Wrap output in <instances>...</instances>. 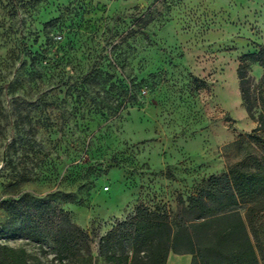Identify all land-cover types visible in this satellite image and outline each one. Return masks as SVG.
<instances>
[{"label": "rangeland", "instance_id": "rangeland-1", "mask_svg": "<svg viewBox=\"0 0 264 264\" xmlns=\"http://www.w3.org/2000/svg\"><path fill=\"white\" fill-rule=\"evenodd\" d=\"M263 43L264 0H0V203L50 199L90 244L59 262L49 243L0 241L32 264H116L99 239L136 206L172 217L262 147L264 67L247 69L250 113L237 67Z\"/></svg>", "mask_w": 264, "mask_h": 264}, {"label": "trees", "instance_id": "trees-1", "mask_svg": "<svg viewBox=\"0 0 264 264\" xmlns=\"http://www.w3.org/2000/svg\"><path fill=\"white\" fill-rule=\"evenodd\" d=\"M250 64L264 67V43L258 51L244 54L237 67L241 99L250 113L246 73ZM264 79V78H263ZM257 126L248 137L262 145L210 175L196 193L176 197L172 217L159 208L136 206L133 214L118 221L100 237L98 255L107 263L165 264L170 252L190 254V264H260L253 241L264 235V99ZM8 213L0 223V239L21 234L37 243H49L59 262L89 252V235L74 225L68 213L52 200L24 197L4 200ZM252 236V238H251ZM130 244V254L117 250ZM0 264H32L26 250L0 241Z\"/></svg>", "mask_w": 264, "mask_h": 264}, {"label": "crops", "instance_id": "crops-1", "mask_svg": "<svg viewBox=\"0 0 264 264\" xmlns=\"http://www.w3.org/2000/svg\"><path fill=\"white\" fill-rule=\"evenodd\" d=\"M190 254H174L170 252L167 256L165 264H190Z\"/></svg>", "mask_w": 264, "mask_h": 264}, {"label": "built area", "instance_id": "built-area-1", "mask_svg": "<svg viewBox=\"0 0 264 264\" xmlns=\"http://www.w3.org/2000/svg\"><path fill=\"white\" fill-rule=\"evenodd\" d=\"M106 189H107V187H106Z\"/></svg>", "mask_w": 264, "mask_h": 264}]
</instances>
